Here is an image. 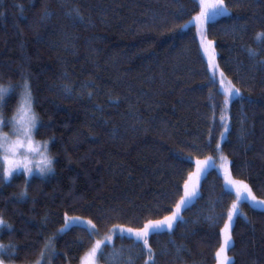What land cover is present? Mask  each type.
<instances>
[{"label": "trees", "instance_id": "1", "mask_svg": "<svg viewBox=\"0 0 264 264\" xmlns=\"http://www.w3.org/2000/svg\"><path fill=\"white\" fill-rule=\"evenodd\" d=\"M226 3L231 14L211 21L206 39L214 41L215 59L225 80L254 103L245 101L242 106L234 99L224 112L232 117L233 131L222 142L220 153L215 143L223 131L219 118L225 97L218 87L206 83L207 58L198 27L192 23L178 29L199 13L196 0H0V85L19 83L21 73L29 74L35 111L48 125L36 139L55 137L49 145L55 173L46 178L32 176L28 199L17 202L24 173L0 186V215L14 229L11 233L5 229L0 242L20 247L11 263L33 264L44 238L62 227L65 211L93 219L99 236L113 225L141 227V218L169 215L168 209L183 194L188 173L195 170L194 163L185 159L188 156L192 160L215 156L217 164L221 154L227 156L234 161L233 176L247 179L254 194L264 199V188H257L264 185V69L253 68L243 51L244 45L259 49L254 37L264 29V2ZM181 5L183 15L177 18ZM74 7L83 13L85 23L74 25L65 14ZM45 9L52 15L40 23ZM153 17L170 23L161 25L158 20L154 24ZM236 25L247 26L246 31L237 30L240 38L231 31ZM61 82L72 85L73 98L51 87ZM85 83L88 87L82 88ZM88 92L93 93L91 98ZM7 99L5 115H11L20 100L13 92ZM241 107L249 117L250 132L243 142L237 139ZM209 131L211 148L192 147L205 144ZM201 191L199 202L182 212L190 221L188 227L181 226L172 237L177 246H185L179 257L168 244L167 232L150 237L158 264L216 263L222 242L219 229L226 217L214 227L203 220L192 222L208 214L210 200L227 192L216 168L201 180ZM234 199V195L225 196L223 207L215 212L225 210ZM101 207L122 212L101 221L96 216ZM157 207L162 211L155 212ZM240 208L243 215L232 228L234 246L229 254L234 264H264V211L248 202ZM45 216L50 217L46 228ZM80 237L86 242L74 245ZM95 239L73 226L55 240L59 255L52 264H79ZM112 243L119 248L132 241L118 235ZM165 248L168 251L161 254ZM146 259L136 264H145Z\"/></svg>", "mask_w": 264, "mask_h": 264}, {"label": "snow or ice", "instance_id": "2", "mask_svg": "<svg viewBox=\"0 0 264 264\" xmlns=\"http://www.w3.org/2000/svg\"><path fill=\"white\" fill-rule=\"evenodd\" d=\"M179 2V0H177ZM245 0H237V4L244 3ZM264 2V0H261ZM196 5L199 7V13L191 20L186 21L183 24L178 25L179 30H183L188 27L189 24L195 23L198 30L202 33L200 38V47L203 50L206 59V83L212 87H218V90L225 97L224 109L220 115V127L223 131L219 134V140L215 143V151L222 153V142L231 135L233 126L231 123V115H225L224 112L229 110L230 105L235 99L242 106L245 101L254 103L250 99L242 94L241 89L236 87L230 81H225V73L219 68L216 62V51L214 41L206 39L207 26L211 21L221 16H228L231 14L226 0H196ZM183 5L177 9V18L182 17ZM73 24L85 23L83 13L78 7L72 8L65 13ZM52 13L47 9L44 10L40 17V23H46L51 17ZM159 20L161 25L168 24L170 21L167 18L153 17L152 23H156ZM237 30L240 32L246 31V25H236L231 31L237 38H240ZM254 40L258 43L259 49L252 48L248 45H244L243 51L246 53L250 60L252 67H259L264 69V29L255 34ZM21 81L16 84L9 83L6 87L0 85V186H4L10 181L15 172L23 170L25 174V184L23 189L17 197V202H23L29 198V180L34 175V170L38 171L41 178H46L49 175L55 173V157L50 154L49 145L55 140V137H51L47 140L37 141L36 136L40 133V130L48 127V125L41 120L39 115L35 111L36 99L33 93V86L30 75L27 73H21ZM67 79V73L63 74ZM53 89H59L60 94L65 98H73L75 95L74 89L71 84L61 82L59 84H53ZM88 84L82 85V88H87ZM17 90H19L17 92ZM16 93L19 97L20 103L12 111L11 115H5V108L8 105V93ZM88 97L93 96L92 92L87 93ZM118 101H110V103H116ZM213 109L216 108L215 103L211 104ZM102 110V109H101ZM249 117L247 113L241 107V112L237 116L239 123V130L237 139L243 142L250 134L248 128ZM212 122L215 123V115L212 117ZM115 133V130H113ZM213 142L212 132L209 131L207 142L205 144H192V147L199 151H204L206 148H211ZM251 146H249L250 148ZM33 157H40L39 164L33 162ZM220 164L217 165L215 156H207L204 160L195 159L192 160L190 156L185 157L190 163H194L195 171L188 173V179L184 182L182 192L179 201L175 203L174 208H169V215H164L162 219H147L142 218L139 222L141 227L132 228L125 227L123 225H113L110 232L113 235H119L120 238L127 237L132 241V244L125 247L121 245L119 248L112 243V235L105 236L104 239H95L94 243L88 248L87 252L80 257V264H99V260L104 259L107 264H136L138 259H142L147 256L145 264H158L157 253L153 250L150 244V237H159L162 233L167 232L170 239L168 244L172 245L179 257L180 253L185 250V246H177L174 238L175 230L181 226L188 227L190 221L186 220L182 215L185 210H191V208L199 202L202 198L201 180L206 178L210 169L216 168L224 181V184L228 186L226 193H222V196L217 198L216 201L208 202V214L200 215L193 223H199L201 220L207 222L210 227H214L219 224L224 217L226 221H223V227L219 229V234L223 236V243L215 256L218 264H234V261L230 260L227 255V249L234 246L232 239V228L236 222V218L243 215L240 205L242 203H251L253 208L264 210V199H257L253 193L252 186L247 182V179L236 180L233 179V166L234 161L227 156L221 154L219 157ZM251 179V177H249ZM257 188H264V185L257 184ZM163 195V194H162ZM234 195L235 199L231 202L225 210L216 213V207H223L224 197ZM155 212L162 211L161 207L154 209ZM122 212V209L112 207L105 209L101 207L96 214L97 219L105 221L111 218L112 213L117 215ZM245 219L247 217L245 216ZM50 222V217L45 216L43 218V227H47ZM62 227L57 229L53 236L44 238L42 246H39L38 256L33 264H52L53 258L57 257L59 253L56 251L55 240L63 234H67L68 230L73 226L79 227L87 232L89 239H92L99 235V228L93 219H87L81 216H69L65 211L62 216ZM249 223H251L249 221ZM8 230L13 232V225L5 221L2 215H0V235ZM27 235V233H25ZM41 235H43L41 233ZM86 241L83 237L73 241L76 246H83ZM157 243L159 241H156ZM33 246H37L34 242ZM110 249V250H109ZM168 251L167 248L163 249L161 254H165ZM20 254V247L14 243L9 242L7 244L0 242V264H11V262L17 258Z\"/></svg>", "mask_w": 264, "mask_h": 264}, {"label": "rangeland", "instance_id": "3", "mask_svg": "<svg viewBox=\"0 0 264 264\" xmlns=\"http://www.w3.org/2000/svg\"><path fill=\"white\" fill-rule=\"evenodd\" d=\"M226 81V80H225ZM226 86H227V81H226ZM38 141V140H37ZM33 159V162H34V165L35 164H39V161H40V157H33L32 158ZM220 164V161L218 162V164L217 165H219ZM195 171V170H194ZM193 171V172H194ZM20 173H24L23 172V170H20V171H18V172H15L14 174H13V176L14 175H16V174H20ZM33 176H39V173H38V171H35L34 170V175ZM233 179H236V180H240V179H237V178H235L234 176H233ZM224 182V181H223ZM225 185V184H224ZM225 188L228 190V186H226L225 185ZM254 193V192H253ZM255 195V194H254ZM257 197V199L259 200V199H263V198H260V197H258V196H256ZM250 205H251V203H249ZM241 206V205H240ZM256 209H258V208H256ZM259 210H262V209H259ZM262 211H264V210H262ZM160 219H162V218H160ZM85 220H87V218H85ZM123 226H125V225H123ZM125 227H130V226H125ZM112 228V227H111ZM110 228V229H111ZM132 228H138V227H132ZM110 229L106 232V233H103L102 235H97L96 236V239H104V237L105 236H108V235H112V242H113V240H114V238L116 237V236H118V235H113L111 232H110ZM222 243H223V236H222V242H221V245H222ZM220 245V246H221ZM220 248V247H219ZM229 249H230V247L227 249V252H226V255H227V257L230 259V260H233V258H232V256L229 254ZM219 250V249H218ZM11 264H13V263H11ZM80 264V263H79ZM99 264H101L100 263V261H99ZM215 264H218V261H217V259H216V263Z\"/></svg>", "mask_w": 264, "mask_h": 264}]
</instances>
